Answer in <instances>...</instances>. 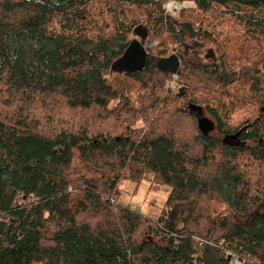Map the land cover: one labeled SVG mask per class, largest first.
I'll list each match as a JSON object with an SVG mask.
<instances>
[{"label": "trees", "instance_id": "1", "mask_svg": "<svg viewBox=\"0 0 264 264\" xmlns=\"http://www.w3.org/2000/svg\"><path fill=\"white\" fill-rule=\"evenodd\" d=\"M0 264H264V0H0Z\"/></svg>", "mask_w": 264, "mask_h": 264}, {"label": "rangeland", "instance_id": "2", "mask_svg": "<svg viewBox=\"0 0 264 264\" xmlns=\"http://www.w3.org/2000/svg\"><path fill=\"white\" fill-rule=\"evenodd\" d=\"M171 3H173V7L170 6ZM178 4L179 3L177 2H169L167 4V9L169 11H175L193 6L188 3ZM142 46L143 45H141L140 48H142ZM190 47L186 52L187 55L192 54ZM127 62L128 61L125 62V67H131V62ZM122 68L124 69V66H122ZM174 79L175 82L173 85L176 84L178 76L174 75ZM74 169L78 174H83L85 172V168L80 161L78 152L75 154ZM170 190L171 187L168 185L154 183L152 177L149 175L140 183L131 179L124 180L118 187L116 196L119 201L137 207V209H139L143 214L155 218L161 213L163 207L165 206L170 195Z\"/></svg>", "mask_w": 264, "mask_h": 264}, {"label": "bare ground", "instance_id": "3", "mask_svg": "<svg viewBox=\"0 0 264 264\" xmlns=\"http://www.w3.org/2000/svg\"><path fill=\"white\" fill-rule=\"evenodd\" d=\"M179 5V4H178ZM171 7H173V3L170 4Z\"/></svg>", "mask_w": 264, "mask_h": 264}, {"label": "water", "instance_id": "4", "mask_svg": "<svg viewBox=\"0 0 264 264\" xmlns=\"http://www.w3.org/2000/svg\"><path fill=\"white\" fill-rule=\"evenodd\" d=\"M199 261H201V259L199 258Z\"/></svg>", "mask_w": 264, "mask_h": 264}]
</instances>
